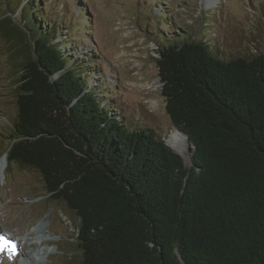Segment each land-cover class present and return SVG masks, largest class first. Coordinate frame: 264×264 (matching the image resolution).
Masks as SVG:
<instances>
[{
    "label": "trees",
    "instance_id": "16d2710c",
    "mask_svg": "<svg viewBox=\"0 0 264 264\" xmlns=\"http://www.w3.org/2000/svg\"><path fill=\"white\" fill-rule=\"evenodd\" d=\"M19 2L17 22L0 13L21 57L7 168L35 170L75 214L79 264H264V54L223 60L201 39L159 48L166 113L193 146L186 166L89 86V59L55 41L46 4Z\"/></svg>",
    "mask_w": 264,
    "mask_h": 264
},
{
    "label": "rangeland",
    "instance_id": "374dc122",
    "mask_svg": "<svg viewBox=\"0 0 264 264\" xmlns=\"http://www.w3.org/2000/svg\"><path fill=\"white\" fill-rule=\"evenodd\" d=\"M19 1L0 0V13L11 16ZM40 2L48 6L47 17L55 23L59 37L55 41L69 50L72 60L89 59V86L110 94V104L115 105V112L120 113L128 129H151L167 144L170 133L178 130L165 110L156 63L157 51L166 41L206 40L223 60L264 54V0ZM154 14L165 16L159 31L156 21L162 18L156 15L154 21ZM16 50L15 44L0 34V158L9 146L8 132L16 115L14 90L21 60ZM192 149L187 141L186 157L180 155L186 166L190 165ZM39 178L25 165L14 163L9 169L6 165L0 181V226H6L14 240H19L45 220L50 239L42 245L53 250L37 256L32 264H79L78 218L63 202L46 196ZM6 241L0 236V264H26L23 254H15V243ZM19 243L26 254L36 247L24 239Z\"/></svg>",
    "mask_w": 264,
    "mask_h": 264
},
{
    "label": "bare ground",
    "instance_id": "6f19581e",
    "mask_svg": "<svg viewBox=\"0 0 264 264\" xmlns=\"http://www.w3.org/2000/svg\"><path fill=\"white\" fill-rule=\"evenodd\" d=\"M186 143L187 139L186 137L176 131L175 129L170 133L168 138V144L172 146L174 149H176L181 156L186 157ZM7 162H6V153L0 158V181L4 174L5 168H6ZM1 183V182H0ZM47 222L45 220H40L33 228L32 230L27 233L25 236L21 237L19 240H14V237L11 236L9 231L5 230L6 226H0V236H2L7 241H13L15 243L16 252L15 254H23L26 260V264H32L36 261L37 256L48 254L53 249H49L46 247H43V242L50 239L49 236L45 232ZM24 239L25 241H29L30 244H35V248L33 249V253L26 254L23 251V244L21 245L19 242ZM6 241V242H7ZM19 241V242H18ZM2 244H5L4 241L1 242ZM23 251V252H22Z\"/></svg>",
    "mask_w": 264,
    "mask_h": 264
},
{
    "label": "snow or ice",
    "instance_id": "6c2138e0",
    "mask_svg": "<svg viewBox=\"0 0 264 264\" xmlns=\"http://www.w3.org/2000/svg\"><path fill=\"white\" fill-rule=\"evenodd\" d=\"M9 247H11V246L9 245ZM0 250H2V249H0ZM13 250H14V248H13Z\"/></svg>",
    "mask_w": 264,
    "mask_h": 264
},
{
    "label": "water",
    "instance_id": "95a60500",
    "mask_svg": "<svg viewBox=\"0 0 264 264\" xmlns=\"http://www.w3.org/2000/svg\"><path fill=\"white\" fill-rule=\"evenodd\" d=\"M1 13H2V11H1ZM3 14V13H2ZM10 42V41H9ZM186 136V135H185Z\"/></svg>",
    "mask_w": 264,
    "mask_h": 264
}]
</instances>
